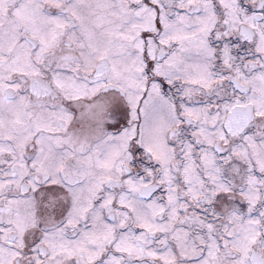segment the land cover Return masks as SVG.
Returning a JSON list of instances; mask_svg holds the SVG:
<instances>
[{
  "label": "snow or ice",
  "instance_id": "6c2138e0",
  "mask_svg": "<svg viewBox=\"0 0 264 264\" xmlns=\"http://www.w3.org/2000/svg\"><path fill=\"white\" fill-rule=\"evenodd\" d=\"M0 264H264V0H0Z\"/></svg>",
  "mask_w": 264,
  "mask_h": 264
}]
</instances>
